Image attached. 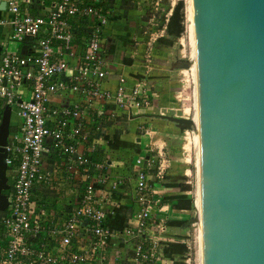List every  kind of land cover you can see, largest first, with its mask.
<instances>
[{"label":"built area","instance_id":"obj_1","mask_svg":"<svg viewBox=\"0 0 264 264\" xmlns=\"http://www.w3.org/2000/svg\"><path fill=\"white\" fill-rule=\"evenodd\" d=\"M3 1L8 16L0 18V24H7L11 30L0 53V122L5 106L11 105L5 161L8 169L15 161L17 166L12 170L13 179L8 177L9 205L0 216V264H172L164 256L161 243L174 235L168 220H185L181 216L185 213L171 215L173 203L164 202L167 194L158 187L169 188L165 183L176 157L166 142H152L151 153L137 155L133 160L138 206L134 205L123 229L107 224L120 205L109 200L122 182L108 178L101 171L103 164L91 158L93 151L103 148L106 124L116 120L120 113L153 112L156 87L152 83L154 57L149 50L168 24L165 29H151L139 76L129 82L119 73L116 87L110 89L102 85L109 75L105 62L109 9L105 0H51L41 13L27 7L33 0H0V3ZM185 13V28L181 32L184 47L189 35L188 8ZM81 20L87 23V35L78 40L75 24ZM11 42L19 43L20 49L11 51ZM78 46L83 47V53L78 54ZM189 47L188 56H184L192 65L180 70L183 88L178 97L185 98L183 90L192 87V106H164L159 113L181 110L182 114L175 115L195 121L196 59L190 44ZM68 93H82L86 100L61 103V97ZM88 108L96 110L94 115L91 113L89 123ZM195 132V127L184 129L185 138L196 150ZM182 148L188 150L185 145ZM55 152L65 157L64 162L70 168L76 166L92 173L77 206L62 224L50 226L48 209L34 200L33 190L36 186H53V176L42 167V157L44 153ZM98 185L106 186L100 196ZM179 193L192 198L190 190ZM193 225L197 230L195 246L197 241L199 249L201 229L198 222Z\"/></svg>","mask_w":264,"mask_h":264},{"label":"water","instance_id":"obj_2","mask_svg":"<svg viewBox=\"0 0 264 264\" xmlns=\"http://www.w3.org/2000/svg\"><path fill=\"white\" fill-rule=\"evenodd\" d=\"M194 33L203 264H264V0H194ZM190 65L181 59L175 66ZM162 116L195 127L192 118ZM11 118L8 104L0 122V210L9 205Z\"/></svg>","mask_w":264,"mask_h":264},{"label":"crops","instance_id":"obj_3","mask_svg":"<svg viewBox=\"0 0 264 264\" xmlns=\"http://www.w3.org/2000/svg\"><path fill=\"white\" fill-rule=\"evenodd\" d=\"M50 3L51 0H33L27 7L31 6L32 9L41 13ZM159 3L161 0H105L104 4L109 9V25L105 30L107 39L105 62L108 66L109 75L103 80V87L114 89L118 83L117 76L119 73H123L129 82H133L143 71V57L148 50L147 41L150 35L148 30L153 29L149 25L153 20L149 18L152 11L150 9L153 4ZM7 16L8 11L5 8H0V18ZM75 25V28L86 27L87 23L81 20ZM10 30L11 28L7 24H0L1 45L8 42ZM76 50L78 54L84 51L82 46H78ZM85 100V95L82 93H68L61 97L60 102L63 104L84 103ZM94 102L98 104L99 100L95 99ZM106 109L110 110V107L106 105ZM95 111L93 108H88L86 113L88 123L91 120V113L94 115ZM152 116L153 114L144 110L123 111L122 116H119L113 124L106 128L105 140L102 142L103 149L105 148L103 151L105 153L104 161L99 162L103 164L101 171L108 178L119 179L123 184L119 193L120 198L114 197L109 200L119 203L118 206L122 204L136 205L135 176L133 170L127 166V162L134 155L151 153V138L150 140L147 139L148 135L151 136V134L146 136V134L143 135L138 131L141 126H146V123H149ZM161 119L167 123L157 122L158 125L168 127L169 130L173 129V132L179 130L174 122L163 117ZM165 142L167 144V141ZM64 159L65 157L58 152L44 153L42 167L51 172L53 186H36L33 190L34 200L44 204L48 209L49 216L47 219L50 221V226L62 224L68 217V213L77 206L79 196L90 181V174L92 173L76 166L70 168ZM105 187V185L97 186L98 196L103 194L106 190ZM158 187L160 192L164 193L165 189L161 186ZM173 189L176 190L179 187L168 188L170 191Z\"/></svg>","mask_w":264,"mask_h":264},{"label":"rangeland","instance_id":"obj_4","mask_svg":"<svg viewBox=\"0 0 264 264\" xmlns=\"http://www.w3.org/2000/svg\"><path fill=\"white\" fill-rule=\"evenodd\" d=\"M174 1V3H172ZM173 8L177 14H181L183 20V29L185 28V12H187V8L189 10L188 17L190 20L189 24V35L188 39L187 36L184 40L186 46L184 47L181 43L182 35L180 34V29L177 28H168L165 29L164 26L168 24V14L170 9ZM191 6L188 3V0H161L159 4H153L151 6V13L149 15L151 22L149 25L154 29H165L164 34L158 37L157 40L153 43L152 47L150 48L153 55V62H154V75L152 83L156 87V96L154 97V113L151 117L149 123H146V126H141L139 133L147 136L148 133L151 134L147 137L148 140L151 138V142L158 141L163 142L167 141V146L171 153L176 156L173 166L170 169V173L166 179V183L168 182H177L179 189L168 190V188H164L163 191L166 196H173L177 195L176 192H181L186 190V186H188L187 190L191 191L192 198L186 201H183L185 208L181 209L176 204H172L170 207L171 215H174L175 212H180V214L185 213L181 216L185 218L183 224L179 227L173 226L170 227V231L174 232V235H170V239H164L162 241V245L165 244H175V245H182L184 249L180 250L178 253H174V259L172 264H201V253L200 247L198 249V243L196 241L195 246V230L196 226L193 225L194 222L190 220L195 216L196 207L194 204V199L199 196V170H198V148L196 146V150L193 145L188 143V139L185 138V133L183 128H179V130L175 129L176 131L173 132L169 130L168 127H164L163 125H158L157 122H166L162 120L163 117L159 110L164 108V106H174V107H187L192 106L193 97H192V87L189 89L185 88L183 90L184 97L183 99H179L178 95L183 88V74L180 72V68H177L175 65L181 59H185L184 54H189V44L192 47L193 53V36H192V19L190 14ZM152 16V17H150ZM148 25V26H149ZM151 29L148 30L151 33ZM150 36V35H149ZM182 37V38H181ZM189 42V43H188ZM11 51H17L20 49V44L17 42H11V46L9 47ZM191 96V99H189ZM182 114L181 110L175 111L169 109L167 114L175 115ZM192 115H193V107H192ZM197 117V106L195 108V119ZM152 121V122H151ZM167 123V122H166ZM163 126V128H162ZM174 126V125H173ZM161 128V129H160ZM195 143V139H194ZM185 145V150L182 146ZM196 145V143H195ZM112 147V145H111ZM153 148L152 145H150ZM139 151V150H138ZM152 152V151H151ZM133 157V156H132ZM132 157L130 159H132ZM131 161V160H130ZM127 162V166L130 169L133 168L131 162ZM187 170V175L185 171ZM7 175L9 179H13V171L10 169L7 170ZM167 187V186H165ZM11 189H7L6 192L9 193ZM174 193V194H173ZM198 200V199H197ZM5 210H0V216L4 215ZM189 213L190 216H188ZM190 217V218H188ZM188 218V219H187ZM197 231V230H196ZM180 235L190 236L189 238H184ZM197 240V239H196ZM189 245V246H188Z\"/></svg>","mask_w":264,"mask_h":264},{"label":"trees","instance_id":"obj_5","mask_svg":"<svg viewBox=\"0 0 264 264\" xmlns=\"http://www.w3.org/2000/svg\"><path fill=\"white\" fill-rule=\"evenodd\" d=\"M37 13V11L35 12ZM181 14H177L175 11H173V13L169 16V20H168V25H167V29L168 28H177L180 29V31H183V24H182V16H180ZM86 29L87 26H80L75 28V33L77 35V39L79 40L81 37L86 36ZM180 32V34H181ZM191 45V44H190ZM154 75V73H153ZM153 79V77H152ZM155 86V85H154ZM119 116H122V113L119 114ZM115 121V120H114ZM114 121H110L106 124V127H108L109 125L113 124ZM15 126H12V128H14ZM104 136H106V133L104 134ZM105 149V148H104ZM104 149L103 148H98L97 150L93 151L91 153V158L93 160V162H99V161H104ZM137 155H134L131 159V164L133 166V160ZM17 166V161H15V163L10 166V170L12 171L15 167ZM133 172L134 169L132 168ZM134 176H135V172H134ZM168 177V176H167ZM123 186V184L120 185L118 191H116L114 193V197H116L117 199L120 198V190L121 187ZM165 186L173 188V187H178L177 182H168L165 183ZM188 189V186H186V190ZM185 191V190H184ZM188 199H191L187 196V194L185 193H178L177 195H173V196H165L164 197V202H172L173 204H176L177 206H179L181 209L185 208L186 206L183 204V201H186ZM134 208V205H129V204H122L121 206H117L116 209V215L115 217H110L107 220V224L111 227V228H116V229H123L126 225L127 219L130 216V214L132 213ZM185 223L184 220H177V219H170L168 220V225L170 227H179L181 224ZM184 249V247L182 245L178 246L175 244H165L163 247V254L165 257L169 258L172 260L173 263V259H174V253H178L180 252V250ZM200 264V263H199Z\"/></svg>","mask_w":264,"mask_h":264},{"label":"bare ground","instance_id":"obj_6","mask_svg":"<svg viewBox=\"0 0 264 264\" xmlns=\"http://www.w3.org/2000/svg\"><path fill=\"white\" fill-rule=\"evenodd\" d=\"M190 14L192 19V36H193V56H195L196 59V47H195V33H194V0H191L190 2ZM196 70V76H197V67H195ZM197 92L195 93V97L197 99L196 106H197V117L195 119V143L198 148V170H199V196L196 197V207H197V220L200 225V253H201V264H203L204 258H203V236H202V207H201V173H200V137H199V110H198V88L196 89ZM149 134V133H148ZM147 134V135H148ZM198 199V200H197Z\"/></svg>","mask_w":264,"mask_h":264}]
</instances>
